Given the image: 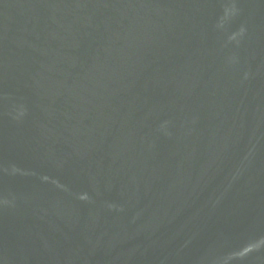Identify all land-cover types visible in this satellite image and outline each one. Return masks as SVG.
<instances>
[{
	"label": "water",
	"instance_id": "obj_1",
	"mask_svg": "<svg viewBox=\"0 0 264 264\" xmlns=\"http://www.w3.org/2000/svg\"><path fill=\"white\" fill-rule=\"evenodd\" d=\"M0 264H264V0H0Z\"/></svg>",
	"mask_w": 264,
	"mask_h": 264
}]
</instances>
